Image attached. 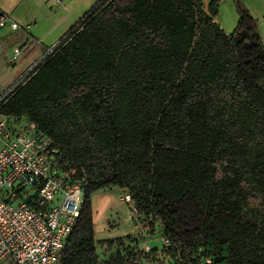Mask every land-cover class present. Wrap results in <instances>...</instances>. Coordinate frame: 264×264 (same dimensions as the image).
<instances>
[{"label": "trees", "instance_id": "trees-1", "mask_svg": "<svg viewBox=\"0 0 264 264\" xmlns=\"http://www.w3.org/2000/svg\"><path fill=\"white\" fill-rule=\"evenodd\" d=\"M232 1L228 35L202 0H98L0 102L88 192L60 264H264V48ZM107 187L159 219L163 253L127 237L99 259L89 194Z\"/></svg>", "mask_w": 264, "mask_h": 264}, {"label": "built area", "instance_id": "built-area-1", "mask_svg": "<svg viewBox=\"0 0 264 264\" xmlns=\"http://www.w3.org/2000/svg\"><path fill=\"white\" fill-rule=\"evenodd\" d=\"M8 25L18 28L0 9V30ZM0 117V264H60L88 192L35 123Z\"/></svg>", "mask_w": 264, "mask_h": 264}, {"label": "rangeland", "instance_id": "rangeland-1", "mask_svg": "<svg viewBox=\"0 0 264 264\" xmlns=\"http://www.w3.org/2000/svg\"><path fill=\"white\" fill-rule=\"evenodd\" d=\"M202 1L205 12L210 16L214 15L221 29L228 35L233 33L239 21L233 1L222 0L216 8L212 4L213 0ZM3 3L5 7L13 8L8 12L1 10L8 16V20L18 25V28L12 30L8 25L0 30V100L33 71L38 65L35 63L43 57L45 49L40 37L47 29V22L55 14L56 9L51 0H3ZM244 5L249 11L256 27L255 33L264 48V0H245ZM16 20L40 21L37 24L30 23L27 27V24ZM34 27L37 35L31 31ZM15 49L20 51L17 56H15ZM240 50L242 49L238 50L239 55ZM124 195L114 187L99 189L89 194L93 239L97 244V255L100 260H106L116 247L115 243L118 240H123L124 245H127L126 238L134 237L139 249L147 247L150 250L147 254L149 259L153 260L156 254H150L152 250L161 254L163 249L168 248V245L164 246L163 239L166 238L162 239L163 231L159 219L140 214H136L134 218L133 203L126 202ZM180 208L187 217L186 229L191 230L194 225V222L190 220L193 216V206L188 203L182 204ZM158 257L162 264H173L168 256ZM197 258L198 256H194L196 261H198Z\"/></svg>", "mask_w": 264, "mask_h": 264}, {"label": "crops", "instance_id": "crops-1", "mask_svg": "<svg viewBox=\"0 0 264 264\" xmlns=\"http://www.w3.org/2000/svg\"><path fill=\"white\" fill-rule=\"evenodd\" d=\"M57 1L59 3H57ZM97 1L98 0H51V3L54 6H56L55 7L56 9L54 11L55 14H53L52 17L49 19V21L47 22V29L44 30L41 34L40 39L43 42L42 44L44 45L45 53L43 57L35 64L39 65L46 58V55L49 56L51 54L53 48L62 39V36H64V34H66L68 30L78 20H80L87 11H89L92 8ZM0 9H2L5 12L6 11L8 12L9 10L12 11L13 8H11V6L5 7L3 0H0ZM16 21H19L20 23H25L27 24V27H29L30 23L37 24V22H39L40 20H16ZM35 30H36L35 27L33 28V30L31 29L32 33L34 32L37 35L38 33ZM22 81L23 79L21 80V82ZM162 239H163V235H162ZM107 250L109 251V249ZM138 250L145 252L150 251L148 250L147 247L145 249L138 248Z\"/></svg>", "mask_w": 264, "mask_h": 264}]
</instances>
